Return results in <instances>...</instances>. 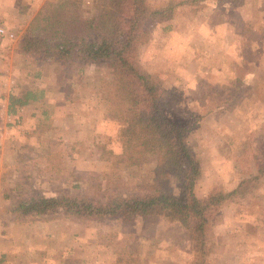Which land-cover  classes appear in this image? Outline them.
Wrapping results in <instances>:
<instances>
[{"label":"rangeland","instance_id":"374dc122","mask_svg":"<svg viewBox=\"0 0 264 264\" xmlns=\"http://www.w3.org/2000/svg\"><path fill=\"white\" fill-rule=\"evenodd\" d=\"M83 1L89 8L99 2ZM148 1L157 7L166 0ZM205 3L194 14L182 7L163 22L148 20L138 60L162 82L168 117L190 129L202 168L197 196L240 189L212 220L207 264H264V0H244L236 8L230 0ZM10 18L18 25L11 29L14 39L0 38V264L19 255L30 261L45 242L63 254L58 261L55 255L39 264H113L117 252L129 245L135 246L141 264H191L197 252L187 231L165 218L94 222L61 211L20 219L9 213L18 199L37 195L95 201L141 195L148 192L154 169L150 163L115 170L102 159L107 150L120 152V125L107 111L102 85L111 79L105 63L94 64L87 69V80H81V86L90 84L94 90L82 93L79 103L85 106L60 105L69 72L16 53L15 42L27 26L19 25L13 14ZM59 83L60 95L54 90ZM26 89L46 94L27 110V117L21 108L9 109V97ZM48 101L60 106L49 108ZM103 119L113 125L101 128ZM47 224L56 227H50L55 235L46 238ZM27 244L38 249L24 253Z\"/></svg>","mask_w":264,"mask_h":264},{"label":"trees","instance_id":"16d2710c","mask_svg":"<svg viewBox=\"0 0 264 264\" xmlns=\"http://www.w3.org/2000/svg\"><path fill=\"white\" fill-rule=\"evenodd\" d=\"M205 1L166 0L156 7L148 0H99L98 6L90 8L82 0L43 3L18 36L15 52L43 63H105L111 79L102 85L109 102L107 111L120 125V152L105 151L101 146L108 156L102 154V159L109 160L115 170L154 163L153 180L144 194L104 201L72 195L23 197L12 204L9 213L20 219L61 211L73 219L94 222L116 217L125 221L165 218L187 231L197 252L191 264H207L212 220L240 189L213 190L203 199L197 196L195 187L202 168L189 140L190 129L168 117L162 82L138 60V46L148 38V20L163 22L182 7L194 14L206 7ZM230 1L235 8L244 4V0ZM43 98L42 90L26 89L18 97H9V109L14 112ZM262 172L259 169L258 174ZM113 264H141L135 246L119 250Z\"/></svg>","mask_w":264,"mask_h":264},{"label":"crops","instance_id":"0c3cea01","mask_svg":"<svg viewBox=\"0 0 264 264\" xmlns=\"http://www.w3.org/2000/svg\"><path fill=\"white\" fill-rule=\"evenodd\" d=\"M45 1L46 0H0V27L8 30L9 32L17 29L18 25L9 21L10 14L15 15V17L17 18V21H19V25L28 26L29 23L34 18V16L36 15V13L42 7V5ZM82 2L84 3L85 1L82 0ZM85 3H87V2H85ZM21 4L22 5L24 4V6H22ZM11 33H13V32H11ZM46 64H49V65L52 64V65H54L53 66L54 68H55V66H57V67H59V69L67 70V72H69V80H71V81L68 82L67 86L65 87L66 93L63 95L62 100L58 103H61L60 105H64L67 108L71 107V109L72 108H79L80 106H85V105H82L81 102L79 103V100L83 95L82 93H84L85 91L87 93H89L90 90L91 91H94V90H93V86L90 84L84 83V85L81 86L83 84L81 82V80L83 78H85L84 80H87V78L90 74L87 71V69H89L90 67H92L96 63L81 62V64H78V66H76L75 68H74V64H65L64 65V64L55 63V62L46 63ZM62 79L64 80V78H62ZM54 90L56 92H58V94L60 95L61 90H63V88L61 89V86L59 83V85L57 87H55ZM77 92H78V94H77ZM45 97H46V94L44 92V98ZM34 104H37V102L36 103L30 102L28 105L21 108L24 111L25 117H27V114H26L27 110ZM46 105L49 106V108H52L54 106L55 107L60 106V105H56V104L51 103V101H48L46 103ZM71 113H73L72 110H71ZM73 116L78 117V114H76V115L72 114V117ZM81 122H83V121H81ZM101 124H102V125H100L101 128H107L109 124L113 125L112 122L109 121V119H103V122ZM98 133H100V132H97V134H96V137H98L97 139L101 140L100 141L101 143H104V141H102V139L104 140V137ZM102 133H105V135H104L105 141H108L109 135H106L105 131ZM116 154H118V153H116ZM47 225H48L47 227H48L49 232L46 233L47 234L46 238L48 237L49 234L55 235V231H53L51 233V231H52L51 228L54 229L56 227L54 224H47ZM14 245L18 246V244H14ZM32 245L33 244L23 245L22 251L24 253H27V252L29 253L30 251H34V250L38 249L37 247H34ZM27 246L32 248V250H30ZM59 248H57V246H55V245L50 244L49 242H45V247L43 248V251L41 253L38 251L32 252V255H31L32 258L30 261H27V259L22 260V258H20V255H19V256H16V259L13 262H10L9 264H39L40 262L44 263V261L46 259L47 260H49V259L55 260V255H57V257L59 258L55 261H58V260H60V255L63 254V252L61 253V252H59V250H57ZM18 251H20V250H18ZM62 261L64 262V260H62ZM52 264H55V262H53Z\"/></svg>","mask_w":264,"mask_h":264},{"label":"built area","instance_id":"2783aa9c","mask_svg":"<svg viewBox=\"0 0 264 264\" xmlns=\"http://www.w3.org/2000/svg\"><path fill=\"white\" fill-rule=\"evenodd\" d=\"M0 38L5 40H13L14 34L9 32L8 30L0 27Z\"/></svg>","mask_w":264,"mask_h":264}]
</instances>
